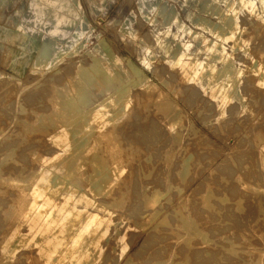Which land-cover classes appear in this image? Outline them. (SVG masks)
<instances>
[{"label":"bare ground","instance_id":"1","mask_svg":"<svg viewBox=\"0 0 264 264\" xmlns=\"http://www.w3.org/2000/svg\"><path fill=\"white\" fill-rule=\"evenodd\" d=\"M25 7L0 29L36 52L28 81L0 71V264H264V0H183L144 61L237 157L134 65L124 83L82 54L78 0ZM60 42L79 59L59 69Z\"/></svg>","mask_w":264,"mask_h":264},{"label":"rangeland","instance_id":"2","mask_svg":"<svg viewBox=\"0 0 264 264\" xmlns=\"http://www.w3.org/2000/svg\"><path fill=\"white\" fill-rule=\"evenodd\" d=\"M27 3V0H14L8 6L0 5V29L9 28L18 31V24ZM78 3L81 7L79 20L85 23L87 27L84 36H82V43L85 45L80 51L82 54H88L89 58L92 59L91 54L94 51L97 49L103 50L104 57L108 59L111 65L113 64L116 67L124 83L132 81L129 73L131 72L130 64L134 65L144 73L149 82L155 84L159 90L166 92L176 102L177 107L183 111L185 118L200 134H203L225 152L234 153L233 156L235 157L239 155L238 150L242 146L244 147V144L239 145L237 139L233 137L236 143L233 140L232 145H230L225 138L205 124L195 105L188 104L182 95L177 94L162 82L160 74L156 71V63L148 67L144 62L149 59L148 54H146L147 47L151 45L154 37L164 27L165 14L173 8L182 11L183 0H143L142 5H140L139 0H78ZM34 30L33 35L37 37L41 44L44 43L41 39L42 34H40L42 28L36 25ZM129 30L133 34H130ZM105 42L108 48H106ZM65 44V42L59 43L56 51L58 55L52 66L53 68L60 69L67 60L79 59V55H73L74 53L71 50V53L61 52L65 49ZM0 45H2L0 46V71L12 73L21 77L24 81H28L33 75L31 72L32 61L36 52L27 51L20 45L18 40L8 41L3 35L0 36ZM13 51L20 54L15 63ZM137 88L140 87H136L134 90H137ZM153 94L155 92L144 94V97L148 95L154 97ZM34 106H36L34 107L36 110L42 109L39 108L41 104H35ZM252 108H255V106H252ZM0 114V125H2L3 122L8 120V114ZM241 114L244 117L248 115V112H242ZM244 135L246 136V134ZM44 152L41 151L40 153L44 154ZM236 154L238 155L236 156Z\"/></svg>","mask_w":264,"mask_h":264},{"label":"crops","instance_id":"3","mask_svg":"<svg viewBox=\"0 0 264 264\" xmlns=\"http://www.w3.org/2000/svg\"><path fill=\"white\" fill-rule=\"evenodd\" d=\"M12 1H14V0H9L8 3H7V6L10 5V3H11ZM22 1H23V0H22ZM27 1H29V0H27ZM20 7H21V6H20Z\"/></svg>","mask_w":264,"mask_h":264}]
</instances>
